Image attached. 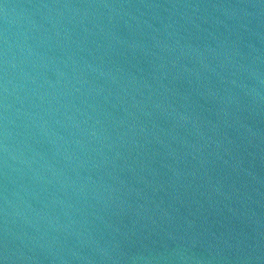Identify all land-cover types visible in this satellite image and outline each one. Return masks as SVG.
Listing matches in <instances>:
<instances>
[{"label": "water", "instance_id": "obj_1", "mask_svg": "<svg viewBox=\"0 0 264 264\" xmlns=\"http://www.w3.org/2000/svg\"><path fill=\"white\" fill-rule=\"evenodd\" d=\"M0 264H264V0H0Z\"/></svg>", "mask_w": 264, "mask_h": 264}]
</instances>
